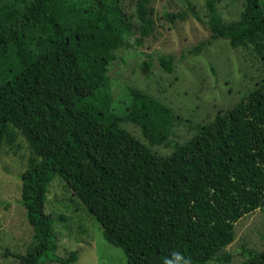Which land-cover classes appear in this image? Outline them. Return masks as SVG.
<instances>
[{"label": "trees", "instance_id": "trees-1", "mask_svg": "<svg viewBox=\"0 0 264 264\" xmlns=\"http://www.w3.org/2000/svg\"><path fill=\"white\" fill-rule=\"evenodd\" d=\"M215 4L205 1L208 37L188 56L225 41L232 50L249 47L264 61V0H243L238 18L229 22ZM154 12L149 0L0 4V148L12 121L31 154L41 157L34 165L30 158L20 178L21 204L37 244L12 255L18 264L79 259L78 251L56 254L53 219L44 208L56 174L103 235L115 238L127 264H231L226 249L235 224L264 208V80L209 123L190 125L193 132L183 142L170 140L180 117L151 94L126 84L123 113L113 112L109 66L131 40L142 48L153 32ZM190 13L196 17L192 8ZM163 15L169 23L185 18ZM158 62L171 74L176 56L162 55ZM122 123H131L138 136ZM155 147L171 154L157 156ZM243 254L239 264H264V251Z\"/></svg>", "mask_w": 264, "mask_h": 264}, {"label": "rangeland", "instance_id": "rangeland-1", "mask_svg": "<svg viewBox=\"0 0 264 264\" xmlns=\"http://www.w3.org/2000/svg\"><path fill=\"white\" fill-rule=\"evenodd\" d=\"M3 1L0 0V4ZM149 1L155 11L151 36L142 48L136 47L131 40V48L116 51V60L109 66L112 110L118 116L123 113L120 96L125 94L126 84L151 94L180 117L170 140L183 142L193 132L190 125L209 123L218 112L232 108L254 82L264 80V61L249 47L232 50L225 41L214 43L203 54L188 56L191 48L208 37L204 24L206 0ZM242 3L243 0H216L215 5L221 19L229 22L238 18ZM190 8L196 17L191 15ZM165 12L183 13L185 18L169 23L164 18ZM167 54L176 56L171 74L165 73L158 62L160 56ZM8 126L0 148V264H18L12 255H25L37 244V235L27 223L21 204L20 178L30 158L34 165L41 157L37 152L31 154L29 141L15 130L12 121ZM131 126V123H122L120 128L138 136V130ZM170 146L173 148L174 143ZM152 152L165 158L171 154L169 149L158 147ZM47 188L44 208L53 219L51 231L59 257L78 251L79 259L75 264L129 262L115 238L103 235L94 216L76 198L61 175L56 174ZM248 248L264 251V208L235 224L234 242L226 249L231 255V264L241 263L246 258L243 249Z\"/></svg>", "mask_w": 264, "mask_h": 264}]
</instances>
